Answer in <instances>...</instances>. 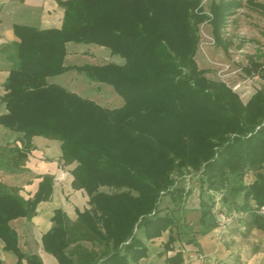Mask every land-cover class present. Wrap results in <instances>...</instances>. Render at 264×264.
<instances>
[{
    "label": "trees",
    "instance_id": "1",
    "mask_svg": "<svg viewBox=\"0 0 264 264\" xmlns=\"http://www.w3.org/2000/svg\"><path fill=\"white\" fill-rule=\"evenodd\" d=\"M202 1L66 0L59 2L64 11L58 28L16 26L19 42L11 48L2 100L8 112L0 125L24 136L22 147L0 149V169L27 171L34 137L58 141L65 164H76L74 188L90 197L91 208L75 224L57 211L43 236L46 252L59 264H140L149 252L140 235L150 241L176 229L167 250L185 233L176 212L162 214V195L183 204L189 192L177 185L189 169L200 175L201 235L219 226L216 202L205 191L221 193L225 205L243 194L240 210L264 231L258 213L264 207V87L244 103L226 83L209 80L196 60L205 23L216 44L229 51L223 31L243 0H213L209 14ZM246 5L264 12L254 0ZM69 43L105 48L124 63L66 66ZM243 71L264 82V63L250 59ZM66 73L111 88L124 105L105 107L48 81ZM250 171L257 176L246 185ZM20 192L0 182V240L17 264H44L20 250L11 222L36 216L52 192V178H44L34 199ZM166 262L182 264L183 255Z\"/></svg>",
    "mask_w": 264,
    "mask_h": 264
},
{
    "label": "crops",
    "instance_id": "2",
    "mask_svg": "<svg viewBox=\"0 0 264 264\" xmlns=\"http://www.w3.org/2000/svg\"><path fill=\"white\" fill-rule=\"evenodd\" d=\"M60 1L66 0H0V116L8 112L2 100L6 94L5 83L12 70V63L9 59L11 48L19 42L15 31L16 26L39 30L58 28L64 11L60 6ZM67 51L66 66L96 64L85 60V58H93L96 54L112 57L107 49L93 45L69 43ZM123 63L124 61L117 64ZM69 75L71 73L50 78L48 81L72 91L64 84L65 78ZM117 102L119 105L114 108L124 105L123 99L117 98ZM23 136L21 133L13 132L0 125V149L6 146L12 148L16 145L22 147L21 138ZM32 144L34 148L25 166L27 171L12 173L6 169H0V182L10 187L20 188V194L29 200L34 199L45 177L52 178V192L48 200L38 204L36 216L32 219L14 220L11 222V227L18 234V247L24 254L36 255L44 264H59L53 255L46 252L43 236L54 227L53 217L57 211L63 212L70 220V224H75L78 214L91 208L90 197L85 190L74 188L75 179L72 171L76 164H65L62 159L60 142L34 137ZM168 212L169 209L165 213ZM196 214L197 216L192 218L191 213H187L186 220L182 221L184 225L196 221L200 227V205ZM199 231L195 230L196 234L192 235L194 237L186 241L183 239L184 235H181L167 250L165 245L170 235L176 236V229L164 233L161 238L150 241L140 235L149 249L147 258L143 259L140 264H168L167 259L174 257L177 253L183 255L182 264H235L236 257H242L245 253L246 256L241 260H244L243 264H264V231L254 227L250 228L248 237L255 247L249 248L248 252L242 251L243 249L234 243L221 242L216 239L217 228L206 235H201ZM189 240H194V242L189 243ZM252 249L255 250L252 251ZM0 259L4 264H17L18 262L13 252L5 250V243L2 240H0ZM23 264H27L26 261H23Z\"/></svg>",
    "mask_w": 264,
    "mask_h": 264
},
{
    "label": "rangeland",
    "instance_id": "3",
    "mask_svg": "<svg viewBox=\"0 0 264 264\" xmlns=\"http://www.w3.org/2000/svg\"><path fill=\"white\" fill-rule=\"evenodd\" d=\"M212 1H202V6L207 14L210 12ZM246 2L247 0H243L244 5L229 17L228 24L223 31L224 39L229 44V51L225 52L216 44L211 25L205 23L200 26L201 42L196 56L199 68L206 72L209 80L226 83L239 94L244 103H247L257 91L264 87V82L259 77H248L243 71L250 63V59L264 63V12L254 9L251 5H246ZM254 2L264 5V0H254ZM85 60L96 64L123 62L118 57L100 56L99 54L94 55L91 59L85 58ZM64 84L82 97L93 99L105 107H118L117 98L122 100L111 88L92 84L80 75H69L65 78ZM256 176L257 173L248 172L245 177V184L253 183ZM178 181L177 186L183 188L185 192H189L185 202L180 205L173 204L170 202V197H165L164 193L160 209L163 212L162 214H165L169 209L176 212L181 218L179 224L184 226L182 227L185 233L183 239L186 241L194 237L192 235L196 234L195 230L201 231V227L197 225L196 221H191L187 225L182 222L184 219L186 220L187 213H191L192 218L197 216L196 212L201 199L200 175L194 174L189 169ZM171 190H174V188ZM203 196L205 198L212 197L215 200L214 215L216 219L221 214L229 219L225 226H221L223 223L220 225L218 222L216 239L221 242L234 243L237 247L242 248V251L248 252L249 248H253L254 245L248 237L252 227V217L249 212L240 210L244 201L243 194L230 197L229 204L226 205L221 200V193L205 191ZM252 206H256L255 202H252ZM137 235H139V232H137ZM82 244L89 250H95L98 253L102 250V246L99 244L87 242H82ZM254 250L252 249V251ZM244 256H246V253L242 257L237 256L235 264H243L244 260H241Z\"/></svg>",
    "mask_w": 264,
    "mask_h": 264
},
{
    "label": "built area",
    "instance_id": "4",
    "mask_svg": "<svg viewBox=\"0 0 264 264\" xmlns=\"http://www.w3.org/2000/svg\"><path fill=\"white\" fill-rule=\"evenodd\" d=\"M259 213L261 215H264V207L260 210ZM217 220H218L220 225L223 223L221 226H225L229 222V219L224 214L219 215L217 217Z\"/></svg>",
    "mask_w": 264,
    "mask_h": 264
}]
</instances>
